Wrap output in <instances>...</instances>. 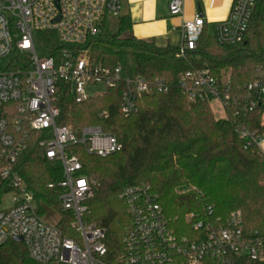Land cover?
Returning a JSON list of instances; mask_svg holds the SVG:
<instances>
[{
  "label": "built area",
  "instance_id": "1",
  "mask_svg": "<svg viewBox=\"0 0 264 264\" xmlns=\"http://www.w3.org/2000/svg\"><path fill=\"white\" fill-rule=\"evenodd\" d=\"M256 3L257 0H231L227 16L215 22L199 12L185 19L177 56L183 58L196 48L208 23L213 25L219 44L245 43ZM168 7L171 14L181 15L184 0H169ZM121 14L122 0H0V62L9 61L14 54L27 57L23 62L14 58L16 70L0 68V184L9 187L13 195L12 205L0 211V245L22 237L35 264H229L232 254L264 261V227L245 228L240 210L231 212L226 219L214 218V206L196 187L190 186L200 209L186 216L192 234H185L179 218L166 212L151 184L123 189L119 198L126 206L130 224L117 257L109 251L106 229L85 220L87 201L94 197L97 181L82 173L79 157L69 153L67 147L82 144L89 153L106 156L122 145L100 126L75 130L57 124L59 81L70 84L77 102L123 83L120 109L125 117L138 112L142 96L169 90L159 78L131 76L125 64L108 68L92 61L86 47L89 37ZM39 31L57 34L64 46L58 58L39 54ZM179 88L191 102L219 101L225 114L228 110L235 115L259 113V128L250 129L240 123L237 132L246 149L253 148L264 158V65L258 66L254 79L239 90H234L229 73L219 78L208 68L183 73ZM9 102L17 103L15 132L27 123L32 130L51 133L50 138L40 141V146L47 158L62 162L63 176L57 184L63 189L59 207L73 217L76 236L65 234L57 222H49L37 213L35 196L16 167L26 137L11 131L3 116Z\"/></svg>",
  "mask_w": 264,
  "mask_h": 264
},
{
  "label": "trees",
  "instance_id": "2",
  "mask_svg": "<svg viewBox=\"0 0 264 264\" xmlns=\"http://www.w3.org/2000/svg\"><path fill=\"white\" fill-rule=\"evenodd\" d=\"M131 26L129 16L121 15L112 34H106L103 26L90 36L86 47L92 61L108 68L122 63L133 77L159 78L168 84L167 92L142 96L138 99V112L125 117L120 109L123 83L83 102L75 100L70 84L58 83V125L75 130L100 126L122 145L120 150L106 156L89 153L82 144L67 147L69 153L79 157L82 173L97 181L95 195L87 201L85 220L106 229L109 251L117 257L130 224L119 195L128 186L149 183L166 212L179 218L185 234L193 232L186 216L198 211L200 204L192 188L180 191L184 185L203 192L206 202L214 206V218L226 219L231 212L240 210L245 228L264 227V158L255 149H246L237 132L240 123L250 129L259 128L261 115L257 112L235 115L228 110L223 117H217L210 99L191 102L179 88L183 73L200 68H208L219 78L229 73L234 90L254 79L255 69L264 65V0H257L245 43L219 44L213 25L208 23L196 48L183 58L177 56L178 47H159L135 36L122 37ZM36 42L40 55L55 58L64 47L54 31L37 32ZM14 58L18 62L27 60L14 54L9 61H1L0 68L18 69ZM15 106L14 102L5 104L3 114L13 132V121L18 116ZM15 133L26 137L16 167L35 196L37 213L47 221L59 216L57 225L62 231L76 236L73 217L59 207L63 189L57 184L63 176L62 162L47 158L40 146V141L50 138L51 133L32 130L27 123ZM10 192L9 187L0 184V205ZM229 259V264H264L235 254ZM0 264L35 262L29 258L23 242L10 240L0 245Z\"/></svg>",
  "mask_w": 264,
  "mask_h": 264
},
{
  "label": "crops",
  "instance_id": "3",
  "mask_svg": "<svg viewBox=\"0 0 264 264\" xmlns=\"http://www.w3.org/2000/svg\"><path fill=\"white\" fill-rule=\"evenodd\" d=\"M168 3L169 0H122L121 15L129 16L132 23L128 34L159 47H178L183 41L181 25L185 19L199 12L215 22L225 18L231 6V0H184L183 14L173 15Z\"/></svg>",
  "mask_w": 264,
  "mask_h": 264
},
{
  "label": "rangeland",
  "instance_id": "4",
  "mask_svg": "<svg viewBox=\"0 0 264 264\" xmlns=\"http://www.w3.org/2000/svg\"><path fill=\"white\" fill-rule=\"evenodd\" d=\"M212 20L213 19H211V21ZM117 25H118L117 19L108 20L106 23V26L104 27L105 33L112 34L117 29ZM122 37L127 38L131 36L128 34V31H125L123 32ZM211 105L217 117H223L225 115L224 109L219 101L215 100L212 102ZM189 188H190V185H184V186H181L180 191H187L189 190ZM12 198H13V195L11 193H8L3 197L2 204L0 205V211H4L12 205ZM48 220L51 222H57L59 220V216L56 215L54 216V218H49Z\"/></svg>",
  "mask_w": 264,
  "mask_h": 264
},
{
  "label": "water",
  "instance_id": "5",
  "mask_svg": "<svg viewBox=\"0 0 264 264\" xmlns=\"http://www.w3.org/2000/svg\"><path fill=\"white\" fill-rule=\"evenodd\" d=\"M14 240L17 242H22V237H16Z\"/></svg>",
  "mask_w": 264,
  "mask_h": 264
}]
</instances>
